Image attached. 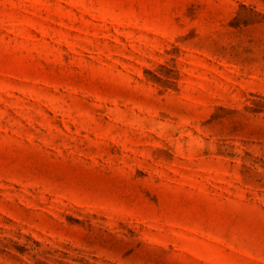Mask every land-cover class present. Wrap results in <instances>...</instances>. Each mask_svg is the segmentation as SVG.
Returning a JSON list of instances; mask_svg holds the SVG:
<instances>
[{
	"label": "rangeland",
	"instance_id": "374dc122",
	"mask_svg": "<svg viewBox=\"0 0 264 264\" xmlns=\"http://www.w3.org/2000/svg\"><path fill=\"white\" fill-rule=\"evenodd\" d=\"M0 264H264V0H0Z\"/></svg>",
	"mask_w": 264,
	"mask_h": 264
}]
</instances>
